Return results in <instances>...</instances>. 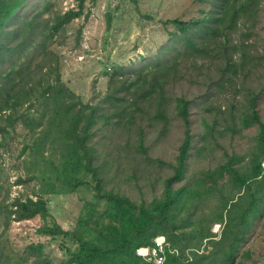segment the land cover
I'll use <instances>...</instances> for the list:
<instances>
[{
	"label": "trees",
	"instance_id": "obj_1",
	"mask_svg": "<svg viewBox=\"0 0 264 264\" xmlns=\"http://www.w3.org/2000/svg\"><path fill=\"white\" fill-rule=\"evenodd\" d=\"M83 1L80 0L76 8L55 12L45 19L38 38V24L34 20L39 17L40 12L48 10V2L36 7L31 14L21 17L18 0H0V139H5L19 122L29 125L34 122L37 127L39 121L29 116L31 110L42 104L48 105L56 95L67 93L65 107L70 111L57 121L62 147L59 159L65 167L72 158L76 167L92 174L95 179L93 195L105 201L104 214L116 225L109 226L105 233L96 232L97 235L90 229L64 230L50 214L47 199L34 194L35 198L28 195L14 196L8 203L4 201L3 196L0 197L2 229H6L11 220L39 215L44 223L36 229L38 235L69 234L77 240L76 247L68 250L69 256L62 264H154L136 254V249L141 246L154 247V238L158 235L164 236L165 239L161 264H201L207 256V252H204L207 248L203 246L202 250L198 249L202 240L213 234L210 224L215 220L222 222L225 219L226 226L231 225L233 233L224 252V263L232 264L238 242L243 238V229L253 223L257 200L264 199V168L260 164L264 158V122L254 108L257 94L248 97V104L239 112V128L232 119L228 121L220 116L218 111L209 114L210 118L203 117L204 131L198 136L200 143L193 146L191 154L192 157H196L193 156L195 153L197 156L204 155L203 149H208L211 144L217 145V137H220L224 130L235 133L240 128H247L254 123L258 127L256 138L259 153L254 155L256 152H252L249 155L252 170L241 172L233 165V161H226L214 168L203 170L201 176L189 177L192 186L190 190L183 186L173 188L172 185L181 175L188 172L185 158L189 141L192 139L188 130L189 100L183 95H175L173 108L186 125L185 137L179 147L177 163L172 174L163 180L161 193L148 201L134 200L117 189L105 188L108 181L100 175L105 165L104 162L95 163L100 154L96 153L97 140L94 136L95 131L104 126L124 129L126 136H130V131L134 128L137 136V145L134 147L145 153L142 144L145 135L142 123L147 119L146 123L161 124L162 129L166 127L170 116L166 109L171 105L172 99L165 91L183 77L184 61H187L188 66L196 65L197 59L203 61L216 56L214 51L220 45L228 51L232 31L237 28L239 22L243 24L254 16L259 0H209L211 6L208 10H201L203 16L200 18L186 21L176 18L167 20V23L177 30L172 33L175 36L172 41H180L182 48L175 49L170 56L166 55L163 59L156 58L162 60L161 62L154 61L151 65L147 62L133 70V79L124 78L125 71L118 68L110 75L106 94L95 102L84 104L87 107L77 106L82 103L79 96L64 86L58 71V57L48 49L49 42L58 36L61 37L66 25L73 18L80 16ZM106 21L109 24L110 14H107ZM239 46V43H234L230 45V49L240 50ZM211 52L213 53L210 54ZM13 53L14 59H11ZM230 58L224 56L217 62V88H224V84L229 82V71L236 77L244 76L252 70L247 62L250 57L243 50L236 61L231 62ZM6 61L7 65L3 68ZM72 98H75V101ZM205 109L209 113L212 112L210 107ZM137 119L139 123H136ZM29 147L34 153L26 164L33 165L34 168L31 170L25 166V178L19 176L18 182L38 177V192L47 195L57 191L59 186H68V191H74L87 182L85 174H80L78 168L74 170L68 166L65 167L66 172L59 182L56 179L59 178L58 166L54 165V161L43 158L42 164L40 159H37L38 156L43 157L39 151V142L34 140ZM224 173L229 178L222 185L230 183L233 192L223 193L224 201H219L216 208L203 218L201 215L208 212L207 200L212 198V191L219 190L218 182ZM49 218L51 223L46 222ZM85 221L83 219L82 222ZM216 242L209 240V244ZM42 248L41 242H30L24 249L26 254L40 256ZM28 257L4 259L0 256V264H7L9 260L20 264Z\"/></svg>",
	"mask_w": 264,
	"mask_h": 264
},
{
	"label": "rangeland",
	"instance_id": "obj_2",
	"mask_svg": "<svg viewBox=\"0 0 264 264\" xmlns=\"http://www.w3.org/2000/svg\"><path fill=\"white\" fill-rule=\"evenodd\" d=\"M18 10L21 17L31 14L38 6L48 2V10L40 12L37 21V36L41 32L44 20L55 12H63L70 8H76L80 0H18ZM211 6L209 0H84L80 16L73 18L65 27L62 36L49 42L48 49L58 57L60 79L64 86L79 96L82 103L77 106L87 107L108 91L110 75L118 68L125 71L130 79L134 78L133 70L143 64L163 59L170 56L175 49L182 48L180 41H172L177 32L169 19L182 21L203 16L201 10H208ZM110 14L107 24L106 16ZM180 34L178 35V37ZM198 39V34H196ZM228 51L220 45L215 49L216 56L196 60V65L188 66L184 61L183 77L171 84L165 91L172 99L167 106L169 122L166 127L161 124L146 123L143 121L144 137L142 144L145 153L137 150L136 131H130L126 136L125 130L112 126H104L95 131L94 139L97 140L96 153L100 154L96 164L104 162L101 176L108 181L105 188L117 189L132 197L134 200H150L154 195L158 196L163 189V180L171 175L173 167L177 163L179 147L185 137L186 125L175 114L174 96L183 95L189 100L188 130L192 135L187 148L185 166L188 169L186 175H181L178 181L173 182V188L191 189L189 177L202 174L208 168H214L226 161H233V165L241 172L252 170L250 154L256 152L258 127L252 124L247 128H240L238 132L224 133L217 137V145L211 144L208 149H203L204 155L192 157L193 146L199 144L198 136L204 131L202 118H210L209 114L216 111L226 120L232 119L236 127L239 126L238 114L248 104V97L257 94L254 108L260 119L264 122V0H259L257 11L250 19L232 31L229 38ZM239 43L240 50H231L230 45ZM244 51L250 60L248 64L252 70L246 75L232 76L224 88H217L215 84L219 79L217 73L218 60L224 56H230V61L239 59L241 51ZM211 52L210 54H212ZM14 59V53L10 56ZM7 65V61L3 68ZM181 68V67H180ZM213 79V81H211ZM214 83V84H212ZM248 91H250L248 93ZM248 93V94H247ZM61 93L48 105H39L31 110L30 117L39 121L37 127L34 122H19L11 133L0 139V192L8 203L14 196H31L38 194L47 199L49 212L64 230L90 229L105 233L109 226L115 222L104 214L105 201L93 195L95 179L88 171L76 167L68 160L65 166L85 174L87 182L74 191H68V186H59L52 194L38 192L39 178H31L18 182V177L25 178V166L33 170V165L26 164L32 159L34 153L29 147L34 140L39 142L43 157L37 159L43 164V158H48L56 164L59 182L62 181L66 168L62 166L60 153L62 147L58 134L61 133L57 121L62 115L69 113L65 107L68 94ZM75 101V98H72ZM76 106V108H77ZM172 106V109H171ZM210 107L212 112L206 111ZM139 123V120H136ZM220 126H217L219 128ZM123 146V147H122ZM148 158V159H147ZM39 164V162H37ZM264 168V158L261 159ZM81 168V169H80ZM37 175L41 174L35 172ZM191 173L190 175H188ZM249 174V173H248ZM229 176L224 173L218 182L219 190L212 191V198L207 200L206 218L211 210L216 208L219 201L223 200V193H232L231 184L222 185L228 181ZM67 179L65 178V181ZM67 182V181H66ZM58 184V183H57ZM253 223L245 227L243 238L238 242V249L233 255L232 264H264V199L257 200L254 209ZM86 220L85 222H82ZM47 219V223H51ZM3 215L0 214V256L1 258L17 256H29L20 264H62L69 256L68 250L77 245V240L71 235H38L36 229L44 223L39 215L22 220H11L6 229L3 227ZM116 225V224H115ZM213 233L202 240L199 251L203 246L207 249L201 264H225L224 252L228 241L232 237L231 225L226 226L225 219L222 222L213 221L210 224ZM217 241L209 244V240ZM30 242H41L43 248L40 256L26 254L25 246ZM9 260V259H8ZM7 264H14L12 260Z\"/></svg>",
	"mask_w": 264,
	"mask_h": 264
},
{
	"label": "built area",
	"instance_id": "obj_3",
	"mask_svg": "<svg viewBox=\"0 0 264 264\" xmlns=\"http://www.w3.org/2000/svg\"><path fill=\"white\" fill-rule=\"evenodd\" d=\"M164 240V236L158 235L154 238V247L148 248L146 246H141L136 249V254L143 256L147 260L152 261L154 264H161L163 260L161 252L163 251Z\"/></svg>",
	"mask_w": 264,
	"mask_h": 264
}]
</instances>
